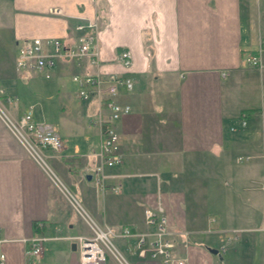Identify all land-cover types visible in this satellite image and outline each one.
Here are the masks:
<instances>
[{"label":"crops","instance_id":"0c3cea01","mask_svg":"<svg viewBox=\"0 0 264 264\" xmlns=\"http://www.w3.org/2000/svg\"><path fill=\"white\" fill-rule=\"evenodd\" d=\"M54 7L62 14H49ZM81 19L97 24L95 65L57 62L50 69L53 80L41 87L36 83L41 73H17L13 64L21 39L71 42ZM262 39L264 0H0V85L16 97L8 105L13 117L32 105L34 119L54 127L62 148L47 150L51 170L95 222L140 233L146 229L144 208L160 201L176 238L174 255L187 264H264L259 158L264 146V52L259 68L243 60ZM126 50L131 56L127 67L120 60ZM75 73L117 74L132 81V89L118 85L113 97L130 106L114 124L123 160L105 171L120 175L108 181L119 182L117 192L97 189L88 173L97 162L98 114L106 111L96 98L78 99L71 81ZM48 105H53L51 123L44 118ZM15 138L0 119V264H79L65 237L85 234L87 229L76 222L83 220ZM237 152L256 159L244 175H235L228 193L241 208L228 203L221 219L208 216L206 176L220 161L232 175L228 166ZM245 223L258 226L244 229ZM246 229L252 233L237 240ZM256 232L262 235L258 238ZM35 233L50 239L38 260L30 261L24 239ZM117 242L132 264H162L148 253H130L135 237Z\"/></svg>","mask_w":264,"mask_h":264},{"label":"built area","instance_id":"2783aa9c","mask_svg":"<svg viewBox=\"0 0 264 264\" xmlns=\"http://www.w3.org/2000/svg\"><path fill=\"white\" fill-rule=\"evenodd\" d=\"M261 1L262 0H257ZM49 14H62L60 8L49 9ZM83 20H86L85 22ZM77 32L76 38L69 42L59 38L33 37L21 39L18 43L14 68L17 73H41L45 78L51 76L50 69H55L57 62H73L79 64L86 60L91 65L98 61L97 24L95 21L81 19L74 27ZM264 52V39L260 41L253 52L244 54L243 60L251 67L261 66V55ZM120 60L124 66H129L131 56L128 50L121 52ZM71 81L77 87L78 99L88 101L91 98L98 99L100 110L106 111V115L98 114L97 122L100 128L99 144L93 152L97 162L89 168L93 185L102 191L117 192L120 189L119 182L108 183L109 178H117L120 175L105 172L107 168H112L121 164L122 154L119 149V137L115 130V122L122 116L130 112V106L117 102L113 97L116 95L118 85L126 89H132V81L129 78L108 74L102 77L97 73H75L71 74ZM16 97L9 95L0 85V119L4 122L14 136L41 166L45 168L53 182L65 195L72 208L78 213L88 228V233L75 234L65 237L75 243L78 253L79 264H131L125 258V254L114 243L116 239H128L135 237L136 242L128 245L127 250L132 254L145 256L152 260H159L162 264H187L186 258L174 255L176 238L174 232L170 231L167 225L165 209L160 201L155 206L145 207L143 211L144 224L146 229L140 233L123 226L113 229L108 225H101L84 210L83 206L74 198L73 194L63 186L60 179L54 174L45 162L47 150L56 153L62 148V140L52 125L44 121H36L33 116V106L19 115L13 117L10 114L8 105L14 103ZM246 113L240 115L241 124L245 125ZM233 129V128H231ZM259 158L264 171V146L259 152ZM238 162H247L251 156H238ZM264 178V177H263ZM264 191V182L262 186ZM210 221H214L211 218ZM41 227V224H38ZM211 229H208L209 232ZM233 233H237L236 230ZM236 236L234 235V238ZM58 238V237H52ZM50 239L40 233H35L28 239H24L26 244V254L30 261L38 260L42 252L43 243ZM226 246H221L222 253ZM3 258V255H1Z\"/></svg>","mask_w":264,"mask_h":264},{"label":"rangeland","instance_id":"374dc122","mask_svg":"<svg viewBox=\"0 0 264 264\" xmlns=\"http://www.w3.org/2000/svg\"><path fill=\"white\" fill-rule=\"evenodd\" d=\"M52 80H53L52 78H45L43 76V77L38 78L36 80V83L39 87H41L42 85H45V84L51 82ZM76 92H77V87H76ZM31 100H34V99H31ZM36 101H38V100H36ZM52 106L53 105H48L47 111L44 112L45 120L50 122V123L53 121V107ZM234 154H235V157H237L238 155H243L244 153L237 152ZM235 157L231 159V164H230V166H228L230 169H232V172H233L232 175L229 174L226 170H224L221 167L222 165H221V161H220L218 166L215 163L214 168L210 169V176H206L207 180L203 184V188H204L203 193H204V202H205L204 205L206 206L208 216L210 214H214L215 218L219 217V219H221L222 218L221 215L223 214L224 210H226V208L229 206V204H231L232 209L241 208L238 204H236L237 203V201H236L237 197H236L235 201H232L229 198L228 193L230 191H233L234 184H236L235 175H244L243 171L245 170L246 166L252 164L254 161H256V159L252 158V160L249 162L235 163V161H234ZM48 159H49V155H47V157L45 158V162L50 167V169H52L51 163L48 162L49 161ZM223 182H226V184L224 185ZM70 192L73 194L74 198H76L78 200V198H77L78 196L72 190H70ZM234 192L236 193L237 191L234 190ZM242 194H243V192L240 193V195H242ZM78 202L80 203L79 200H78ZM254 205L255 204H253V206H251V207H253V209H255L257 211H260V207L257 208ZM76 222L80 226V228L84 227L87 229V232L85 233V235H86L88 233V228H87L86 224L83 223L81 220L76 221ZM257 226H258V223H245L242 228H244V229L245 228L249 229L250 227L251 228H257ZM250 233H252V231L247 230V229L243 230V232L240 233L239 239H237V240H240V238H244L245 236L247 237L248 235H250ZM255 234L258 238H259V235H262L260 232H256ZM237 240H235L236 241L235 243L238 242ZM114 243L116 244V246H118L117 239L114 240ZM233 245H234V242H232L230 245H228V247H229L228 249H230ZM258 247H259V243H257V248ZM120 250L123 252V250L121 248H120ZM123 253L125 254V258H127L131 262L130 257L125 252H123ZM222 255L224 256V258H226L227 254L226 255L222 254ZM131 264H132V262H131Z\"/></svg>","mask_w":264,"mask_h":264},{"label":"water","instance_id":"95a60500","mask_svg":"<svg viewBox=\"0 0 264 264\" xmlns=\"http://www.w3.org/2000/svg\"><path fill=\"white\" fill-rule=\"evenodd\" d=\"M87 179H90V176H89V175L87 176ZM74 246H75V243H72L70 248H71L72 250H74V249L76 248V247H74ZM208 250H209V252L212 253V254H218V250H217V249L209 248ZM218 256L221 258V255H220V254H218Z\"/></svg>","mask_w":264,"mask_h":264}]
</instances>
